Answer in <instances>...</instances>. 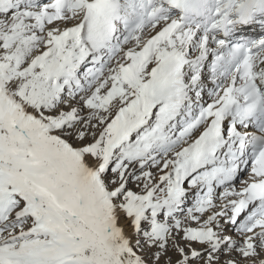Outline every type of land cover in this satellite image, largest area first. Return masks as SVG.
<instances>
[{
	"label": "snow or ice",
	"instance_id": "6c2138e0",
	"mask_svg": "<svg viewBox=\"0 0 264 264\" xmlns=\"http://www.w3.org/2000/svg\"><path fill=\"white\" fill-rule=\"evenodd\" d=\"M0 264H264V0H0Z\"/></svg>",
	"mask_w": 264,
	"mask_h": 264
}]
</instances>
